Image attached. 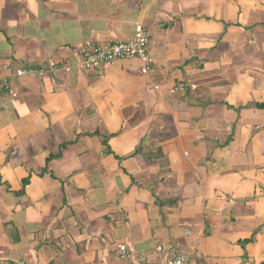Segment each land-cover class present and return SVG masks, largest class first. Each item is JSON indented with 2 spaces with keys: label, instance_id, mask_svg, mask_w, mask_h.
<instances>
[{
  "label": "crops",
  "instance_id": "obj_1",
  "mask_svg": "<svg viewBox=\"0 0 264 264\" xmlns=\"http://www.w3.org/2000/svg\"><path fill=\"white\" fill-rule=\"evenodd\" d=\"M6 78L0 264H264V0H0Z\"/></svg>",
  "mask_w": 264,
  "mask_h": 264
},
{
  "label": "built area",
  "instance_id": "obj_2",
  "mask_svg": "<svg viewBox=\"0 0 264 264\" xmlns=\"http://www.w3.org/2000/svg\"><path fill=\"white\" fill-rule=\"evenodd\" d=\"M150 42V34L147 31L139 30L135 36L124 41H116L113 43H100L87 46L78 50L80 65L86 71H98L105 65L118 62L137 60L143 63L142 72H148L151 59L149 56L148 46ZM69 64H53L47 70L44 68H23L16 72L17 77L23 76H41L47 72L55 73L60 69L69 68ZM11 83L9 80L3 79L0 83V91L10 90ZM183 86L176 90L182 91ZM13 96H16L13 94ZM170 248V247H168ZM159 250H161L159 248ZM129 257V250L126 246L119 247L118 258L125 260ZM190 256L185 253H175L167 264H189Z\"/></svg>",
  "mask_w": 264,
  "mask_h": 264
},
{
  "label": "trees",
  "instance_id": "obj_3",
  "mask_svg": "<svg viewBox=\"0 0 264 264\" xmlns=\"http://www.w3.org/2000/svg\"><path fill=\"white\" fill-rule=\"evenodd\" d=\"M9 91V90H8ZM103 142L106 144V139L105 140H103ZM245 243H247V242H245Z\"/></svg>",
  "mask_w": 264,
  "mask_h": 264
}]
</instances>
